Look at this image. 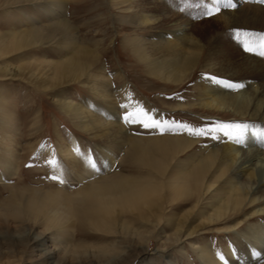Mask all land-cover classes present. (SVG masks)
<instances>
[{
  "label": "bare ground",
  "instance_id": "bare-ground-1",
  "mask_svg": "<svg viewBox=\"0 0 264 264\" xmlns=\"http://www.w3.org/2000/svg\"><path fill=\"white\" fill-rule=\"evenodd\" d=\"M127 1L120 0L119 4L124 5ZM208 1L211 3L212 0ZM231 3L235 7H221L219 13L195 25L171 12L159 0H142L140 23L151 24L149 27L154 31L150 35L152 39L139 38L132 45L154 46L159 53L169 56L170 78L173 77L174 82L183 83L199 65L204 72L221 73V78L215 80L222 83L214 82L210 75L198 82L194 88L198 102L189 106L215 114L229 112L235 116L233 119H243L245 123L257 126L253 131L264 133V56L260 55V49L240 52L236 45L223 39V35L214 31L205 33L208 29L203 31L215 25L227 32L241 29L264 33V0H231ZM163 22L167 29L160 25ZM48 27H52L51 32L59 38L70 32L72 25L62 20ZM41 36V32L26 30L14 35L12 40L0 38V55L16 53ZM71 39L70 50L60 61L37 60L38 67H30L35 65L33 63L0 66V71L14 77L15 70H20L19 77L41 86L78 81L87 74L94 94L103 97L106 103L110 102L105 81L101 82L100 74L91 71L96 53L81 46L79 40ZM235 52L239 54L237 57ZM26 67H30L28 75L24 70ZM180 70L184 72L180 73ZM130 96L128 92L124 99L129 102ZM59 103L93 138L117 142L119 149L128 147L126 157L134 161L136 167L132 169L133 173L118 171L111 174L109 171L115 161L111 156H105L104 170L98 169L91 157L68 156L65 165H70V175L77 189L70 190L65 180L60 190L28 188L31 192L29 201L35 198L36 204H46L53 212L46 214L48 227L42 229L35 228L43 214L42 207L37 205L32 206L37 208L35 213H27V219L34 226L30 223L10 229L11 222L25 216L17 206L19 202L23 205L24 193L17 191L15 200L19 201L8 210L1 211L0 207V264H81L82 261H88V264H155L157 256L164 257L169 264H177L173 252L185 258L189 251L201 264H264V143L251 132L242 145L220 134L225 142L212 139L196 150L199 137L189 135L185 127L187 136L131 137L119 124L109 123L80 105L65 99H60ZM183 106L179 103L176 108ZM103 108L100 106L107 112ZM187 151H190L187 155L191 160L180 157ZM17 159L14 154L8 167L14 168ZM62 167L59 166L61 170ZM143 174L146 175L143 177ZM39 191L47 193L48 198L38 197ZM76 194L87 197L86 205L79 213L80 224L94 223L115 240L100 247L85 246L87 250L81 254L76 251L79 248H72L74 254L69 257L66 236L53 231L66 216L64 202L59 198ZM88 199L94 205L87 204ZM185 202H193L191 208L180 213L171 210L165 215L168 205L173 209ZM214 233L231 235L234 245L222 253L220 263L214 256L217 251L212 241L205 240L207 235ZM198 238L204 242L199 243ZM152 242L156 243L155 249L150 248ZM18 243L24 244V251L18 250ZM25 249L33 253L32 262Z\"/></svg>",
  "mask_w": 264,
  "mask_h": 264
},
{
  "label": "rangeland",
  "instance_id": "rangeland-1",
  "mask_svg": "<svg viewBox=\"0 0 264 264\" xmlns=\"http://www.w3.org/2000/svg\"><path fill=\"white\" fill-rule=\"evenodd\" d=\"M119 1L0 0V38L2 40H12L15 38L14 35L18 36L26 30L42 33L40 39L35 38V42L18 52L7 56L0 55V66L15 67L33 63L35 65L30 67H38L37 60L60 61L68 54L72 37L79 40L81 46L89 47L96 53L97 59L94 61L91 71L93 74H100V80L101 82L105 81L111 99L110 102L106 103L103 97L94 94L90 88V77L87 74L78 81L55 86L49 84L41 86L34 83L33 80L31 82V80L19 77L20 70H15L16 76L14 77L0 71L1 211L10 209L15 202L19 201V199L15 200V198L17 199L15 195L17 191L24 193L23 205H19V202L17 206H20L19 210L20 212L23 211L25 216L11 222L10 229L13 226L21 228L32 223L30 219H27V213L37 211V208L32 207L33 205L43 209L42 220L36 223L35 228L48 227L47 220L49 218L46 214L53 212L48 209L46 204H36L35 198H31L29 201L31 192L28 188L60 190L65 180L66 187L69 186L70 190L77 189L74 185L75 180L70 175V165H65V160L67 163L69 161L67 160L68 156L91 157L100 170L106 168L105 156H111L115 159L114 166L109 171L111 174L118 171L133 173L132 169L136 167L135 162L126 157L128 147L119 149L117 142L93 138L88 131L80 128L78 123L71 118L70 114L60 105V99L80 105L109 123L119 124L124 129L123 131L131 137L187 136L186 130H183L184 126H187L186 129H208L221 124L245 123L243 119H233L235 116L229 112L215 114L189 106L191 103L198 102V96L194 89L198 82L206 80L209 75L214 78H221V73L204 72L202 65H199L188 78L183 80V83L172 81L173 77L170 78L169 72V56L159 53V49L154 48V46L148 48H142L143 45L133 46L136 39H152L150 35L154 31L149 27L151 24L144 26L140 23L141 11L143 12V10L139 4L142 3V0H128L124 5L123 3L119 4ZM159 1L171 12L191 20L195 25L214 16H204L202 7L189 6L200 3V0ZM203 3L211 5L212 1L210 3L208 0H203ZM62 20L68 21L72 28L66 35L58 38L51 32L53 26H48ZM160 25L162 28L164 27L163 29H167L166 22ZM209 28L206 27L203 31L208 29L205 33L214 31L218 35H223V39L229 40L236 45L240 52L245 53V48H241L243 37L238 38L237 32L244 33L246 31L236 29L234 30L236 32H232L233 30L227 32L219 30L215 25ZM247 31L256 34L263 33L255 30ZM47 32H49L48 35ZM237 55H239L238 52H235L234 56L237 57ZM30 67L24 68L27 75ZM179 68L184 69L181 66ZM44 69L47 70V67L45 66ZM179 72L184 71L180 70ZM128 92L131 95L129 102L124 99ZM179 103L184 106L176 108ZM100 106L104 107L103 109H106L107 112L100 109ZM129 107L131 112H138L139 109H143L153 119L159 120L160 118L161 125L168 124L167 128H164L165 130L161 127L160 129H143L141 124H125L123 117L130 112ZM171 125L181 126V128H173ZM220 134L222 133H215L218 137L215 141L225 142V138ZM198 137V144L194 148L196 150L212 142V139L214 141L212 135ZM12 153L18 157L14 161V168L8 167L7 164L12 161ZM188 153L190 151L184 152L180 157L191 160L187 155ZM59 166H63L64 172ZM54 176L57 179H53ZM38 193L40 195L38 197L41 199L47 197V193L44 191ZM86 198L85 194L59 198L64 202L66 216L62 223L55 225L57 229L53 232H60L61 235L66 236L65 243L70 248L69 257L71 253L74 254L72 248H79L76 251L84 253L87 250L85 246L100 247L115 240V237L108 234V231L96 228L94 223L80 224L79 213L86 205L84 202ZM91 202V200H87V204L94 205ZM193 202L179 203V206H175L173 209L168 205L164 210L165 215L171 210L179 213L187 210L191 208ZM167 223L163 222V224ZM228 235L226 233H214L211 236L210 234L207 235L205 239L212 241V245L217 251V255L214 256L219 263L222 253L227 251L229 247H234L231 243L232 236ZM25 237H27L26 234ZM197 241L203 243L204 239L198 238ZM18 245L20 247L18 250L24 251V244L18 243ZM155 247L156 243L152 242L150 248L155 249ZM97 250L99 251V248ZM26 253L28 259L31 260L33 253H28V250ZM187 256L184 258L176 252L172 254L177 264L202 263L191 251ZM157 257L159 259L154 261L155 264H169L164 257ZM233 260L237 261L236 259ZM81 264H88V261H82Z\"/></svg>",
  "mask_w": 264,
  "mask_h": 264
},
{
  "label": "snow or ice",
  "instance_id": "snow-or-ice-1",
  "mask_svg": "<svg viewBox=\"0 0 264 264\" xmlns=\"http://www.w3.org/2000/svg\"><path fill=\"white\" fill-rule=\"evenodd\" d=\"M190 7H202L204 9L203 15L212 16L220 12L221 7L232 8L235 7L231 0H212V4L208 5L203 3V0H200V3L189 5ZM183 10V9H181ZM238 38L243 37V46L246 51H254L257 48L260 49V55L264 56V34L256 33H237ZM214 82L222 83V81H216L215 78H212ZM228 87H243L227 85ZM127 107V106H124ZM123 122L125 124H136L139 123L145 128H160L161 121L153 119L147 112L143 109H139L138 112H130L123 117ZM187 128V126H184ZM257 126L249 123H232V124H221L215 128L208 129H191L188 128L189 135L202 136V135H212L214 139H218L215 133L220 132L224 136H227L233 143L242 145L245 143L247 135L251 132L252 135L264 143V133L253 131ZM91 167H95L94 164H90ZM57 179V177H52Z\"/></svg>",
  "mask_w": 264,
  "mask_h": 264
}]
</instances>
